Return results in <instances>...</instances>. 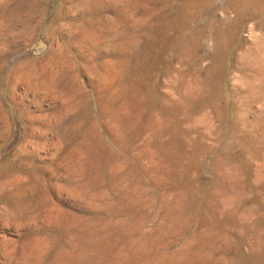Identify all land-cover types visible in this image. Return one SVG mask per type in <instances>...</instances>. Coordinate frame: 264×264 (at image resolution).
Here are the masks:
<instances>
[{
	"label": "rangeland",
	"instance_id": "obj_1",
	"mask_svg": "<svg viewBox=\"0 0 264 264\" xmlns=\"http://www.w3.org/2000/svg\"><path fill=\"white\" fill-rule=\"evenodd\" d=\"M0 264H264V0H0Z\"/></svg>",
	"mask_w": 264,
	"mask_h": 264
},
{
	"label": "bare ground",
	"instance_id": "obj_2",
	"mask_svg": "<svg viewBox=\"0 0 264 264\" xmlns=\"http://www.w3.org/2000/svg\"><path fill=\"white\" fill-rule=\"evenodd\" d=\"M26 5V4H25Z\"/></svg>",
	"mask_w": 264,
	"mask_h": 264
}]
</instances>
